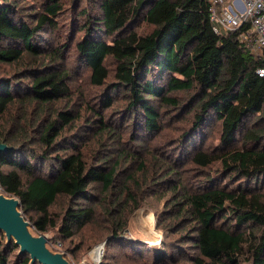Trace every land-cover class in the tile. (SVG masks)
I'll list each match as a JSON object with an SVG mask.
<instances>
[{"label":"trees","instance_id":"1","mask_svg":"<svg viewBox=\"0 0 264 264\" xmlns=\"http://www.w3.org/2000/svg\"><path fill=\"white\" fill-rule=\"evenodd\" d=\"M72 57L103 90L89 129L116 136L131 124L145 141L144 134L165 137L166 117L184 120L149 170L142 152L125 148L91 162L81 133L65 131L82 115L73 103ZM0 65L12 67L0 74V142L13 147L0 153V187L20 199L37 233L73 241L100 219L103 203L106 244L148 253L122 235L124 205L139 206L129 184L140 180L118 178L138 163L143 185L165 199L159 227L191 243L192 264H264V56L238 32L213 30L209 0H0ZM118 99L122 109L106 117ZM217 122L220 143L204 147ZM5 239L0 232V264H31ZM181 244L170 241L161 256L180 264L172 251Z\"/></svg>","mask_w":264,"mask_h":264},{"label":"rangeland","instance_id":"2","mask_svg":"<svg viewBox=\"0 0 264 264\" xmlns=\"http://www.w3.org/2000/svg\"><path fill=\"white\" fill-rule=\"evenodd\" d=\"M76 63L74 57L70 60V66L72 68V78H74L72 86L74 89V97L73 103L77 107V109H81L82 115L78 118L71 127H68L65 131L68 134H73L76 131L81 133V141L78 144L83 148V151L88 158L89 161H96L98 153L106 156H114L121 152L122 148L129 150L130 152H142L144 156L150 160L148 161V170L153 164L155 157L163 154V150L161 149L163 145L167 142H170V139L173 138V135L176 134L180 127L183 126L184 120L179 121L177 117H166L165 119V128L164 134L165 137L158 136L156 138H150L148 135L144 134L143 138L145 141H138L137 134L135 133L132 125H123L118 130L122 132L116 136H111L108 133H101L97 129H89L85 125L88 123V119L92 115L91 106L94 104H98V91L100 88L92 86L90 83V68L86 66H82L78 64L73 66ZM107 65L111 71L114 70L115 65L112 60L107 61ZM11 66L0 65V74L1 73H10L12 72ZM112 81V77L110 78ZM100 91H103L102 88ZM115 98L118 97L117 93L113 94ZM121 96V95H120ZM119 96V97H120ZM82 97L84 99H82ZM122 100L118 99L115 101V104L112 107L104 110V114L106 117L112 115L121 108ZM98 106V105H97ZM219 122L215 123L213 126L208 127L206 129L205 135L203 137L204 147L209 145L216 147L219 141V130H218ZM124 132V133H123ZM79 133V134H80ZM85 134V135H84ZM76 139V138H75ZM143 147H140V145ZM129 162H124L121 168H126L129 166ZM147 170V172H148ZM195 170V173L197 169ZM209 171H213L212 169H208ZM134 175L135 178H139L140 185L129 184L132 187L133 192L136 194L137 202L133 204H139L138 207H132L130 204H125L127 201L121 203V206L127 208L128 211V222L126 228L122 230V235H125V240L128 242H132L138 247H143L147 250L148 253L144 255H139L133 249H126L123 245H118L114 242H110L109 244H104L101 248V257L96 260L93 256L94 250L101 246L106 239V236L111 233L108 230V225H106V212L105 206L103 203H100L99 207V216L100 219L95 223L89 225L86 230L83 232V235L77 236L73 239V241L61 243L62 250L56 245V233L51 230L48 234L50 240H54L55 246H51L52 243H49V246L55 250L67 251V258L74 264H78L81 261H87L88 264H102L105 262H112V264H174L170 260L163 258L161 255L162 252L167 250L169 247L168 243L171 241H180L182 244L179 245V251L175 249L174 253L180 252L181 260L180 264H192L191 263V255L197 253L195 249H192L191 243H186L180 238L182 233L174 234L171 231H165L163 227H159L158 223V214L166 209V204L164 203V198L162 197L161 190L158 189L157 193H155L153 189L148 190L143 185V172L138 169V163L133 165V167H129L127 170H123L118 178V184H121L122 181L128 182L129 176ZM140 186V187H139ZM2 190V188L0 187ZM154 193H151L153 192ZM98 193V191H97ZM99 197H103L104 194H99ZM118 198V197H117ZM111 200V206L115 205L118 200ZM124 199V195L120 198ZM106 203H108L109 198L105 197ZM62 207V202H58L54 206L55 211H60ZM167 223V222H166ZM165 224V223H164ZM36 232V231H35ZM37 233V232H36ZM104 236V237H102ZM7 241V239H5ZM65 249V250H63ZM175 254V257H177ZM13 255H11L12 257ZM16 256V255H14ZM13 256V257H14Z\"/></svg>","mask_w":264,"mask_h":264},{"label":"water","instance_id":"3","mask_svg":"<svg viewBox=\"0 0 264 264\" xmlns=\"http://www.w3.org/2000/svg\"><path fill=\"white\" fill-rule=\"evenodd\" d=\"M13 147L0 142V153L12 150ZM0 232L6 236L7 243L14 241L21 254H29L30 263L35 264H74L65 251L55 250L49 246L50 237L46 233H36L33 223L27 219L18 197L9 195L0 189ZM106 243L105 242L101 245ZM78 264H88L81 261Z\"/></svg>","mask_w":264,"mask_h":264},{"label":"built area","instance_id":"4","mask_svg":"<svg viewBox=\"0 0 264 264\" xmlns=\"http://www.w3.org/2000/svg\"><path fill=\"white\" fill-rule=\"evenodd\" d=\"M209 18L216 33L238 32L254 55L264 56V0H209Z\"/></svg>","mask_w":264,"mask_h":264},{"label":"bare ground","instance_id":"5","mask_svg":"<svg viewBox=\"0 0 264 264\" xmlns=\"http://www.w3.org/2000/svg\"><path fill=\"white\" fill-rule=\"evenodd\" d=\"M101 248H102V246H99V247H97L95 250H94V252H93V256H94V258L96 259V260H98V259H100V257H101Z\"/></svg>","mask_w":264,"mask_h":264}]
</instances>
